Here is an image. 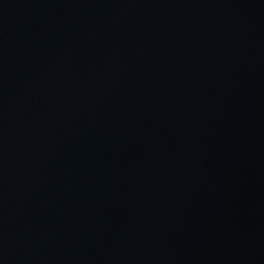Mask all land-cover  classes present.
Returning <instances> with one entry per match:
<instances>
[{
    "label": "water",
    "instance_id": "1",
    "mask_svg": "<svg viewBox=\"0 0 264 264\" xmlns=\"http://www.w3.org/2000/svg\"><path fill=\"white\" fill-rule=\"evenodd\" d=\"M0 264H264V0H0Z\"/></svg>",
    "mask_w": 264,
    "mask_h": 264
}]
</instances>
